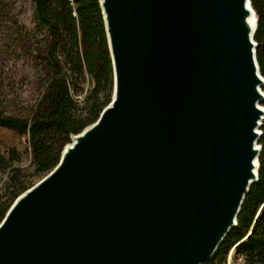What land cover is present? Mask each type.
I'll return each instance as SVG.
<instances>
[{
    "label": "water",
    "instance_id": "95a60500",
    "mask_svg": "<svg viewBox=\"0 0 264 264\" xmlns=\"http://www.w3.org/2000/svg\"><path fill=\"white\" fill-rule=\"evenodd\" d=\"M99 3L111 100L13 201L0 264H203L260 180L257 13L251 0Z\"/></svg>",
    "mask_w": 264,
    "mask_h": 264
},
{
    "label": "trees",
    "instance_id": "16d2710c",
    "mask_svg": "<svg viewBox=\"0 0 264 264\" xmlns=\"http://www.w3.org/2000/svg\"><path fill=\"white\" fill-rule=\"evenodd\" d=\"M34 26L16 0H0V222L19 194L59 162L71 134L95 122L110 102L113 67L99 0H28ZM259 22L257 57L264 76V0H251ZM30 86L32 99L17 89ZM82 98H79V97ZM264 105V103H263ZM260 180L246 197L238 225L203 264H227L231 249L257 223L239 254L264 264V123ZM30 155L23 166V155Z\"/></svg>",
    "mask_w": 264,
    "mask_h": 264
},
{
    "label": "rangeland",
    "instance_id": "374dc122",
    "mask_svg": "<svg viewBox=\"0 0 264 264\" xmlns=\"http://www.w3.org/2000/svg\"><path fill=\"white\" fill-rule=\"evenodd\" d=\"M17 1V8L21 12V19L24 21L28 26L33 27V21H32V9L30 2L28 0H16ZM17 94L21 101H30L32 99V92L30 89V86L28 84H25L22 88L17 89ZM79 98H82L81 96ZM23 166H29L30 164V155L28 153H24L23 155ZM6 178V175H2V178L0 179V197L3 194V180ZM39 179H35L37 182ZM231 255V254H230ZM231 260V261H230ZM227 264H243V259L241 258L240 254L235 255L234 258L231 259L230 256H228Z\"/></svg>",
    "mask_w": 264,
    "mask_h": 264
},
{
    "label": "bare ground",
    "instance_id": "6f19581e",
    "mask_svg": "<svg viewBox=\"0 0 264 264\" xmlns=\"http://www.w3.org/2000/svg\"><path fill=\"white\" fill-rule=\"evenodd\" d=\"M234 254V253H233ZM233 256V255H232ZM231 261V260H230Z\"/></svg>",
    "mask_w": 264,
    "mask_h": 264
}]
</instances>
